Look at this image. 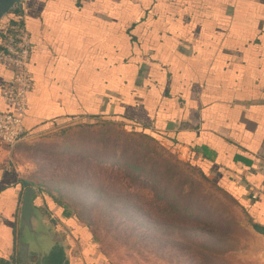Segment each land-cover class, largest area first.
Instances as JSON below:
<instances>
[{"label":"crops","instance_id":"obj_1","mask_svg":"<svg viewBox=\"0 0 264 264\" xmlns=\"http://www.w3.org/2000/svg\"><path fill=\"white\" fill-rule=\"evenodd\" d=\"M24 10L28 138L83 120L119 122L250 203L264 228V0H24ZM11 78L0 66V113L11 110L1 98ZM6 153L0 264H18L20 180Z\"/></svg>","mask_w":264,"mask_h":264},{"label":"rangeland","instance_id":"obj_2","mask_svg":"<svg viewBox=\"0 0 264 264\" xmlns=\"http://www.w3.org/2000/svg\"><path fill=\"white\" fill-rule=\"evenodd\" d=\"M5 156L40 205L57 202L43 220L81 264H264V237L230 196L119 122L26 136Z\"/></svg>","mask_w":264,"mask_h":264},{"label":"built area","instance_id":"obj_3","mask_svg":"<svg viewBox=\"0 0 264 264\" xmlns=\"http://www.w3.org/2000/svg\"><path fill=\"white\" fill-rule=\"evenodd\" d=\"M21 1V9L9 13L0 27V66L12 73L10 82L1 90L3 102L11 107L9 112L0 113V150L6 151L27 136L23 119L32 81L28 70L30 38L26 28L24 0ZM251 198L257 200L256 196ZM262 202L264 205V192Z\"/></svg>","mask_w":264,"mask_h":264},{"label":"water","instance_id":"obj_4","mask_svg":"<svg viewBox=\"0 0 264 264\" xmlns=\"http://www.w3.org/2000/svg\"><path fill=\"white\" fill-rule=\"evenodd\" d=\"M21 3V0H0V27L10 12L21 9ZM20 184L25 189L20 198L18 213V264H33L32 257H38L41 261L49 256L56 246H64L61 239L51 231V226L43 220L42 209L36 204L34 189L24 180H20ZM251 229L264 237L262 226L252 225Z\"/></svg>","mask_w":264,"mask_h":264},{"label":"trees","instance_id":"obj_5","mask_svg":"<svg viewBox=\"0 0 264 264\" xmlns=\"http://www.w3.org/2000/svg\"><path fill=\"white\" fill-rule=\"evenodd\" d=\"M11 13V12H10ZM4 22V21H3ZM2 22V23H3ZM2 23H1V25H2ZM137 134H141V135H143V136H145L144 134H142V133H137ZM147 137V136H146ZM149 138V137H148ZM149 139H151V140H153L152 138H149ZM154 141V140H153ZM200 172V171H199ZM200 174H201V177L203 178V179H206V177L204 176V174L202 173V172H200ZM187 180H190L189 178H187ZM188 183V182H187ZM18 187L20 188L21 187V185H20V183H18ZM216 187L219 189V190H221L222 191V189H220V187H218L217 185H216ZM187 191V190H186ZM224 192V191H223ZM225 193V192H224ZM181 196H182V194H180ZM231 198L239 205V207L241 208V210H243V211H245L248 215L250 214V211L248 210L249 209V207L251 206L250 205V203H248V204H246V205H243V203H241V202H239V200L237 199V198H235V197H232L231 196ZM38 200H36V204H37V206H39V207H41V208H44L45 207V209L47 208V209H49V210H51L52 208H54L55 206H58V204H57V202L56 201H54L53 200V198H50V205L48 204V202L47 201H44L41 205L37 202ZM249 201H251V200H249ZM190 204V203H189ZM250 205V206H249ZM254 209V208H253ZM255 211H256V213H258V214H260L259 213V210H256V209H254ZM65 217H66V215H65ZM253 221H254V224L253 225H260L261 223H259V220H257L256 218H253ZM73 226V225H72ZM75 227V226H74ZM224 227V228H223ZM223 227L221 228L222 229V232L223 231H227V234H228V232H229V227H228V225L226 226V222H225V224L223 225ZM82 230V229H81ZM81 233H83V230L81 231ZM223 238V236L221 237V236H219L218 237V239H217V241H221V239ZM206 253H204L203 254V256H206L205 255ZM64 260H65V257H64V251L62 250V248L61 247H58V246H56L55 247V249H53V251L50 253V256H49V258L47 259V261H46V264H68L67 263V260L64 262ZM9 264H14V261L11 259L10 261H9Z\"/></svg>","mask_w":264,"mask_h":264},{"label":"flooded vegetation","instance_id":"obj_6","mask_svg":"<svg viewBox=\"0 0 264 264\" xmlns=\"http://www.w3.org/2000/svg\"><path fill=\"white\" fill-rule=\"evenodd\" d=\"M62 248V247H61ZM63 250V249H62ZM64 251V250H63Z\"/></svg>","mask_w":264,"mask_h":264}]
</instances>
